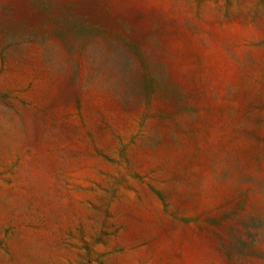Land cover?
Listing matches in <instances>:
<instances>
[{
	"label": "rangeland",
	"instance_id": "rangeland-1",
	"mask_svg": "<svg viewBox=\"0 0 264 264\" xmlns=\"http://www.w3.org/2000/svg\"><path fill=\"white\" fill-rule=\"evenodd\" d=\"M0 264H264V0H0Z\"/></svg>",
	"mask_w": 264,
	"mask_h": 264
}]
</instances>
